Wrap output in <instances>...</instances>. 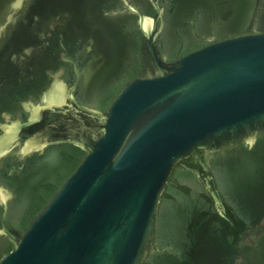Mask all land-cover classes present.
I'll list each match as a JSON object with an SVG mask.
<instances>
[{
	"label": "water",
	"instance_id": "obj_1",
	"mask_svg": "<svg viewBox=\"0 0 264 264\" xmlns=\"http://www.w3.org/2000/svg\"><path fill=\"white\" fill-rule=\"evenodd\" d=\"M0 264H264V0H0Z\"/></svg>",
	"mask_w": 264,
	"mask_h": 264
}]
</instances>
